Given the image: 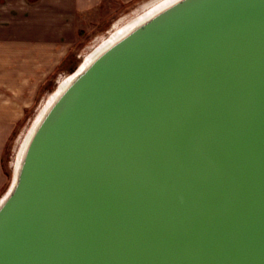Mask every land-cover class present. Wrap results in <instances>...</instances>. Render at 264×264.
<instances>
[{
	"label": "water",
	"instance_id": "water-1",
	"mask_svg": "<svg viewBox=\"0 0 264 264\" xmlns=\"http://www.w3.org/2000/svg\"><path fill=\"white\" fill-rule=\"evenodd\" d=\"M83 60L18 148L0 264H264V0H174Z\"/></svg>",
	"mask_w": 264,
	"mask_h": 264
},
{
	"label": "rangeland",
	"instance_id": "rangeland-1",
	"mask_svg": "<svg viewBox=\"0 0 264 264\" xmlns=\"http://www.w3.org/2000/svg\"><path fill=\"white\" fill-rule=\"evenodd\" d=\"M145 1L123 4L120 0H104L87 15L78 16L69 34L49 38L45 36L49 32L38 27L29 15L26 2L0 0V54L3 57L0 59V100L6 113L12 112L18 117L11 124H0V133L10 129L1 155L0 196L10 183L14 159L27 130L58 81L70 75L98 42L96 39L112 30L114 22L131 15ZM45 39L52 43L32 44ZM47 48L51 51H46Z\"/></svg>",
	"mask_w": 264,
	"mask_h": 264
},
{
	"label": "crops",
	"instance_id": "crops-1",
	"mask_svg": "<svg viewBox=\"0 0 264 264\" xmlns=\"http://www.w3.org/2000/svg\"><path fill=\"white\" fill-rule=\"evenodd\" d=\"M21 1L27 3L26 5L28 8V13L29 15L33 16V20L35 22L37 21L38 27L49 32V35L46 34L45 36L52 38L54 35L60 37V35L69 34V32H71L76 26V21L78 22V16L82 14L84 16L87 15L89 12L100 6L104 0H34L31 3H28L27 0ZM120 1L123 4H128L132 0ZM40 43H47L49 45L52 42L50 39H45V41L32 44ZM46 51H51V49L47 48ZM2 58L3 57L0 54V59L2 60ZM14 59H17V56H15ZM11 73H13V71ZM17 118L18 117H16L12 112L6 113L4 111L2 102L0 100V124L7 122L11 124L15 122ZM9 130L5 134L0 133V192L3 186L1 180V155L4 150V145L7 141V138L10 135Z\"/></svg>",
	"mask_w": 264,
	"mask_h": 264
},
{
	"label": "bare ground",
	"instance_id": "bare-ground-1",
	"mask_svg": "<svg viewBox=\"0 0 264 264\" xmlns=\"http://www.w3.org/2000/svg\"><path fill=\"white\" fill-rule=\"evenodd\" d=\"M174 0H147L145 3L141 4L137 9H135L131 15L123 16L116 22H114L112 30L108 32L106 36H100L96 40V42L92 49L88 51L84 55V60L81 65L83 67L87 62H89L98 52H100L103 48L108 46L111 42L115 39L123 35L129 28L134 26L144 17L148 16L149 14L153 13L154 11L158 10L159 8L163 7L164 5L172 2ZM95 42V41H94ZM69 76V75H68ZM63 77L58 81V90L62 89L69 81L70 77ZM56 94V93H55ZM54 97L53 92L48 95L46 101L44 100L40 112L42 113L43 110L47 107V105L51 102L52 98ZM43 107V108H42ZM39 112V113H40ZM39 115V114H38ZM24 143L21 145V148L18 152L17 162L19 161L20 154L23 150ZM15 162L13 163V165ZM17 164V163H16ZM16 167V165H15Z\"/></svg>",
	"mask_w": 264,
	"mask_h": 264
}]
</instances>
